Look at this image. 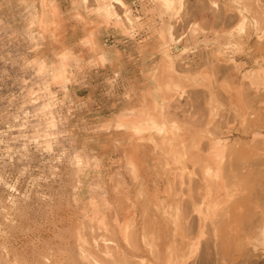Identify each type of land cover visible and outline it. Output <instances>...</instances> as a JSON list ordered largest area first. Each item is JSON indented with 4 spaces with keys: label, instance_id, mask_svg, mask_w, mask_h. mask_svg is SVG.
I'll return each mask as SVG.
<instances>
[{
    "label": "rangeland",
    "instance_id": "obj_1",
    "mask_svg": "<svg viewBox=\"0 0 264 264\" xmlns=\"http://www.w3.org/2000/svg\"><path fill=\"white\" fill-rule=\"evenodd\" d=\"M110 1L0 0V264H264V0Z\"/></svg>",
    "mask_w": 264,
    "mask_h": 264
},
{
    "label": "bare ground",
    "instance_id": "obj_2",
    "mask_svg": "<svg viewBox=\"0 0 264 264\" xmlns=\"http://www.w3.org/2000/svg\"><path fill=\"white\" fill-rule=\"evenodd\" d=\"M113 1H114V0H112V1H110V2H113ZM110 2H109V3H110ZM115 2H116V1H115ZM103 3H105V2H103ZM113 3H114V2H113ZM113 3H112V5H113ZM115 4L117 5L118 2H116ZM101 5H105V4H101ZM112 5H110V6L107 5V6H109V7L107 8V6H105V8H107L108 11H110V8H111ZM112 8L114 9V5H113ZM111 10H112V9H111ZM242 11H243V10H242ZM243 13H244V12H243ZM110 14H111V12H110ZM244 15H245V14H244ZM242 16H243V15H242ZM234 64H235V63H234ZM258 77H259V76H258ZM259 79H260V78H259ZM257 87H258V86H257ZM256 90H257V88H256ZM257 91H258L259 93L262 94L261 96H262L263 98H260V97H259V98H260V100H261V99L263 100V99H264V95H263L264 90L261 89V88L259 87V89H258ZM253 95H254V94H253ZM197 98H198V97H197ZM251 98H252V97H251ZM253 98H254V97H253ZM259 98H258V99H259ZM252 101H254V100L252 99ZM256 101L258 102V100L255 98V102H256ZM262 102H263V101H262ZM174 123H175V122H174ZM174 126H175V125H174ZM222 128H223V127H222ZM244 128H246V126H245ZM158 129H159V128H158ZM168 129H169V128H168ZM242 129H243V128H242ZM215 130H216V129H215ZM223 130H224V129H223ZM247 130H249V129H247ZM217 131H218V130H217ZM217 131H215V132H217ZM242 131H243V130H242ZM245 131H246V129H245ZM211 133H212V132H211ZM217 133H218V132H217ZM215 134H216V133H215ZM219 134H221V133H219ZM227 134H228V133H227ZM180 135L183 136L184 133H183V134H180ZM166 138H167V137H166ZM183 139H184V137H183ZM183 139H182V140H183ZM183 141H184V140H183ZM217 141H218V140H217ZM222 141H223V140H222ZM193 142H194V141H193ZM228 142H229V141H228ZM173 143H174V142H173ZM205 143H206V142H205ZM214 144H215V142H214ZM189 145H190V144H189ZM203 145H204V144H203ZM215 145H216V144H215ZM218 145H219V144H218ZM212 146H213V145H212ZM190 147H191V146H190ZM213 147H214V146H213ZM220 148H221V147H220ZM215 149H216V148H215ZM174 150H175V149H174ZM203 151H204V150H203ZM211 151H212V150H211ZM176 152H178V151H176ZM213 152H214V151H213ZM219 152H220V151H219ZM178 153H179V152H178ZM181 153H182V152H181ZM194 153H195V152H194ZM177 155H178V154H177ZM225 156H227V155H225ZM232 156H234V155H232ZM213 157H214V156H213ZM174 158H175V157H174ZM196 158H197V157H196ZM224 158H225V157H224ZM226 158H227V157H226ZM235 158H236V157H235ZM235 158H233V159L235 160ZM185 159H186V158H185ZM188 160H189V159H188ZM227 160H230V159L227 158ZM227 160H226V162H228ZM189 161H190V160H189ZM196 161H197V160H196ZM231 161H232V160H230L229 162H230V163H233V162H231ZM237 161H238V160H237ZM147 162H148V161H147ZM226 162L224 161V164H223V167H225V168H226V166H227V165L225 166ZM238 163H239V162H238ZM238 163L235 161V162H234V166L237 165ZM241 164H242V162H241L240 164H238V165H241ZM232 165H233V164H232ZM232 165H231V167H232ZM250 165H251V164H250ZM245 166H246V165H244V166H242V167H245ZM248 166H249V165H248ZM251 166H253V165H251ZM251 166H250V167H251ZM254 166H255V165H254ZM256 166H257V165H256ZM181 167H182V172H184L185 169H186V166H185L184 162H182V166H181ZM193 167H194V166H193ZM198 167H199V166H198ZM204 167H205V166H204ZM223 167H222V169H223V170H226V169H224ZM246 168H247V167H246ZM246 168H245V169H246ZM258 168H259V167H258ZM230 169H231L230 172L232 173V171H233L234 169H236V168H233V167H232V168H230ZM230 169H229V170H230ZM232 169H233V170H232ZM237 169H239V167H238ZM180 170H181V168H180ZM239 170H241V168H240ZM247 170H248V168H247ZM253 170H254V169H253ZM256 170H258V169L256 168ZM131 171H132V170H131ZM234 171H236V170H234ZM197 172H198V171H197ZM222 172H224V171H222ZM226 172H227V171H226ZM201 173H203V172H201ZM206 173H207V172H206ZM231 173H230V174H227V175L229 176V175H231ZM237 173H239V172H237ZM245 173H247V172L245 171ZM178 174H179V173H178ZM183 174H185V173H183ZM197 174H199V173H197ZM213 174H214V173H213ZM253 174H255V173L253 172ZM224 175H226V174L224 173ZM227 175H226V176H227ZM181 176H182V173H181ZM198 176L200 177V175H198ZM213 176H215V175H213ZM228 176H227L226 178H229ZM243 176H244V175H243ZM249 176H250V175H249ZM192 177H193V176H192ZM189 178H190V177H189ZM203 178H204V177H203ZM246 178H247V177H246ZM231 179H232V178H231ZM137 180H138V178H137ZM225 180H226V179H225ZM232 180H233V179H232ZM232 180H230V181H232ZM186 181H187V180H185V182H186ZM191 181H192V180H191ZM208 181H209V180H208ZM208 181H207L206 183H208ZM212 181H213V180H212ZM226 181H229V180L227 179ZM201 182H202V181H201ZM260 182H262V181H260ZM224 183H226V182H224ZM185 184H186V183H185ZM193 184H194V182H193ZM209 184H210V183H209ZM228 184H229V183H228ZM237 184L240 185V183H237ZM258 184H259V183H258ZM261 184H262V183H261ZM143 185H144V184H143ZM191 185H192V184H191ZM198 185H199V184H197V186H198ZM210 185H211V184H210ZM212 185H213V184H212ZM233 185H234V187H236V186L238 187V185H235V184H233ZM127 186H128V185H127ZM186 186H188V185H186ZM202 186H203V185H202ZM191 187H192V186H191ZM211 187H213V186H211ZM232 187H233V186H232ZM213 188H214V187H213ZM177 189H178V188H177ZM190 189H191V188H190ZM190 189H189V190H190ZM156 190H157V189H156ZM191 190H196V189H194V188L192 187ZM202 190H203V189H202ZM212 190H213V189H212ZM226 190H227V189H226ZM236 190H237V188H236ZM238 190H239V189H238ZM121 191H122V190H121ZM139 191H140V189H139ZM139 191H138V192H139ZM199 191H200V189H199ZM209 191H210V190H209ZM213 191H215V190H213ZM178 192H179V191H178ZM178 192H176V193H178ZM233 192H234V191H233ZM239 192H241V191H239ZM239 192H238V194H239ZM141 193H142V192H141ZM141 193H140V194H141ZM183 193H184V195H185V192H183ZM190 193H191V192H190ZM195 193H196V192H195ZM212 193H213V192H212ZM235 193H236V192H235ZM119 194H120V193H119ZM140 194H138V195H140ZM144 194H145V193H144ZM178 194H179V193H178ZM205 194H206V193H205ZM205 194H204V195H205ZM233 194H234V193H233ZM150 195H151V194H150ZM146 196H147V195H146ZM200 196H201V195H200ZM221 196H222V195H221ZM227 196H228V194H227ZM237 196H239V195H237ZM118 197H120V196H118ZM180 197H181V193H180ZM230 197H232V196H230ZM240 197H242V195H241ZM240 197H239V198H240ZM136 198H137V197H136ZM193 198H194V197H193ZM203 198H204V197H203ZM211 198H212V197H211ZM215 198H216V197H215ZM252 198H253V197H252ZM158 199H159V198H158ZM198 200H199V199H198ZM252 200H253V199H252ZM136 201H137V200H136ZM194 201L196 202V200H194ZM242 201H243V200H242ZM245 201H246V200H245ZM117 202H118V201H117ZM128 204H129V203H128ZM94 205H95V203H94ZM96 205H97V203H96ZM179 205H180V204H179ZM186 205H187V204H186ZM90 206H91V205H90ZM132 206H133V205H132ZM144 206H145V205H144ZM176 206H177V204H176ZM229 206H230V205H229ZM259 206H260V204H259ZM95 207H96V206H95ZM127 207H128V206H127ZM129 207H131V206H129ZM134 207H135V206H134ZM160 207H161V206H160ZM172 207H173V206H172ZM177 207H178V206H177ZM223 208H224V207H223ZM228 208H229V207H228ZM92 209H93V208H92ZM133 209H134V208H133ZM135 209H136V208H135ZM137 209H138V208H137ZM137 209H136V210H137ZM185 209H186V207H185ZM221 209H222V208H221ZM221 209H220V210H221ZM252 209H253V208H252ZM199 210H200V209H199ZM199 210H198V211H199ZM89 211H90V210H89ZM117 211H118V210H117ZM161 211H162V210H161ZM188 211H189V210H188ZM217 211H219V210H217ZM250 211H251V210H250ZM135 213H136V212H135ZM208 213H209V212H208ZM220 213H222V212L220 211ZM224 213H225V209H224ZM88 214H89V212H88ZM92 214H93V213H91V215H92ZM199 214H200V213H199ZM213 214H214V213H213ZM155 215H156V214H155ZM187 215H188V214H187ZM200 215H201V214H200ZM215 215H216V214H215ZM206 216H207V215H206ZM219 216H220V215H219ZM258 216H259V215H258ZM131 217H132V216H131ZM166 217H167V216H166ZM216 217H217V216H216ZM225 217H226V215H225ZM225 217H224V218H225ZM100 218H101V217H100ZM192 218H193V217H192ZM228 218H229V217H228ZM91 219H92V218H91ZM201 219H202V218H201ZM102 220H103V219H102ZM144 220H145V219H144ZM158 220H159V219H158ZM255 220H257V219H255ZM117 221H118V220H117ZM257 221H258V220H257ZM103 222H104V221H103ZM133 222H134V221H133ZM139 222H140V221H139ZM167 223H168V222H167ZM216 223H217V222H216ZM234 223H235V222H234ZM116 224H118V222H116ZM119 224H120V223H119ZM250 224H251V223H250ZM252 224L255 225L254 223H252ZM126 225H127V227H128V225H130V224H126ZM160 225H161V224H160ZM189 225H190V224H189ZM253 225H252V226H253ZM116 226H117V225H116ZM135 226H136V225H135ZM217 226H218V225H217ZM127 227H126V228H127ZM146 227H147V226H146ZM163 227H164V226H163ZM190 227H191V226H190ZM218 227H219V226H218ZM245 227H246V226H245ZM129 228H130V227H129ZM132 228H134V227H132ZM159 228H160V227H159ZM108 229H109V228H108ZM146 229H147V228H146ZM187 229H188V228H187ZM215 229H216V228H215ZM230 229H232V228H230ZM253 229H254L255 231L259 232L260 234H261V233H264V222H263V221L260 222V223L258 222V223L255 225V227H253ZM130 230H131V229H130ZM226 230H227V229H226ZM242 230H243V229H242ZM250 230H251V229H250ZM135 231H136V230H135ZM139 231H141V230H139ZM155 231H156V230H155ZM120 232H121V231H120ZM120 232H119V233H120ZM124 232H126V231H124ZM128 232H129V231H128ZM144 232H145V230H144ZM144 232H143V234H144ZM226 232H227V231H226ZM91 234H92V233H91ZM126 234H127V233H126ZM154 234H156V233H154ZM129 235H130V234H129ZM132 235H133V234H132ZM126 236H127V235H126ZM154 236H155V235H154ZM158 236H159V235H158ZM169 236H170V235H169ZM95 237H96V236H95ZM100 237H101V236H100ZM130 237H131V236H130ZM133 237H134V236H133ZM165 237H166V236H165ZM103 238H104V237H103ZM126 238H128V237H126ZM137 238H138V237H137ZM106 239H107V238H106ZM108 239H109V238H108ZM142 239H143V238H142ZM158 239H159V238H158ZM103 240H104V239H103ZM124 240H125V239H124ZM127 240H129V239H127ZM133 240H134V239H133ZM168 240H169V239H168ZM83 241H84V240H83ZM93 241H94V240H93ZM86 242H87V240H85V243H82V244H85V245H86ZM88 242H89V241H88ZM111 242L113 243L114 241H111ZM111 242H109V243H111ZM127 242H128V241H127ZM150 242H151V241H150ZM95 243H96V242H95ZM103 243H104V242H103ZM131 243H132V242H131ZM143 243H144V240H143ZM147 243H148V242H147ZM90 244H92V243H90ZM104 244H105V243H104ZM139 244H140V243H139ZM172 244H173V243H172ZM108 245H109V244H108ZM110 245H111V244H110ZM113 245H114V244H113ZM113 245H112V247H114ZM122 245H123V244H122ZM128 245H129V243H128ZM137 245H138V244H137ZM150 245H152V243H150ZM118 246H120V245H118ZM132 246H133V245H132ZM154 246H155V245H154ZM82 247H83V246H82ZM96 247H97V246H96ZM129 247H130V246H129ZM135 247H136V246H135ZM135 247H134V248H135ZM137 247H138V246H137ZM141 247H142V246H141ZM95 249H96V248H95ZM120 249H121V248H120ZM130 249H131V248H129V250H130ZM135 249H137V248H135ZM142 249H143V248H142ZM157 249H158V248H157ZM157 249H155V250H157ZM85 250H86V249H85ZM87 250L89 251V249H87ZM93 250H94V249H92V251H93ZM114 250H115V249H114ZM116 250H117V247H116ZM123 250H124V249H123ZM152 250H153V249H152ZM106 251H107V250H106ZM84 252H85V251H84ZM121 252H122V251H121ZM132 252H133V251H132ZM135 252H137V251H135ZM152 252H153V251H152ZM158 252H159V251L157 250V253H158ZM91 253H93V252H91ZM109 253H111V252H109ZM112 253H113V252H112ZM150 253H151V252H150ZM154 253H155V251H154ZM167 253H168V252H167ZM94 254H95V253H94ZM104 254H105V253H104ZM159 254H160V253H159ZM159 254H158V255H159ZM95 255H96V254H95ZM98 255H99V254H98ZM106 255H107V254H106ZM114 255H115V254H114ZM126 255H128V254H126ZM158 255H157V256H158ZM81 256H82V255H81ZM104 256H105V255H104ZM130 256H131V258H132L133 255H130ZM101 257H102V256H101ZM109 257H110V256H109ZM112 257H113V256H111V258H112ZM123 257H124V255H123ZM128 257H129V256H128ZM136 257H137V256H136ZM86 258H87V257H86ZM86 258H85V259H86ZM105 258H106V257H105ZM105 258H103V259H105ZM111 258H109V259H111ZM126 258H127V257H126ZM133 258H135V257H133ZM133 258L131 259V261L133 260ZM149 258H150V257H149ZM158 258H159V257H157V259H158ZM81 259H82V258H81ZM127 259H128V258H127ZM129 259H130V258H129ZM137 259H138V258H137ZM87 260H88V259H87ZM151 260H152V259H151ZM163 260H164V259H163ZM88 261H89V260H88ZM110 261H111V260H110ZM127 261H128V260H127ZM136 261H137V260H136ZM155 261H156V260H155ZM168 261H169V260H168ZM104 262H106V261H104ZM107 262H108V261H107ZM137 262H138V261H137ZM159 262H160V261H159ZM166 262H167V261H166ZM125 263H126V261H125ZM130 263H131V262H130ZM138 263H139V262H138ZM127 264H128V263H127ZM135 264H136V263H135ZM145 264H146V263H145ZM161 264H162V263H161Z\"/></svg>",
    "mask_w": 264,
    "mask_h": 264
}]
</instances>
